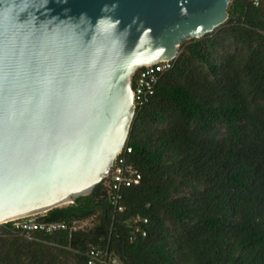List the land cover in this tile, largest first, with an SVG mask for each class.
<instances>
[{"label": "trees", "instance_id": "16d2710c", "mask_svg": "<svg viewBox=\"0 0 264 264\" xmlns=\"http://www.w3.org/2000/svg\"><path fill=\"white\" fill-rule=\"evenodd\" d=\"M227 22L180 46L137 106L125 161L141 178L110 205L107 181L41 223L89 230L30 238L0 226V264H264V0H233Z\"/></svg>", "mask_w": 264, "mask_h": 264}, {"label": "water", "instance_id": "95a60500", "mask_svg": "<svg viewBox=\"0 0 264 264\" xmlns=\"http://www.w3.org/2000/svg\"><path fill=\"white\" fill-rule=\"evenodd\" d=\"M232 1L121 0V28L133 17L141 23L118 43L101 34L95 56L56 64L44 54L0 56V226L91 195L126 146L135 72L174 61L182 44L214 33ZM101 2L67 6L95 19Z\"/></svg>", "mask_w": 264, "mask_h": 264}, {"label": "clouds", "instance_id": "9594fccd", "mask_svg": "<svg viewBox=\"0 0 264 264\" xmlns=\"http://www.w3.org/2000/svg\"><path fill=\"white\" fill-rule=\"evenodd\" d=\"M70 0H0V56L20 59L44 54L49 62L95 56L96 41L103 34L118 43L139 21L133 17L121 28L118 15L121 0H102L95 19L87 11L72 14ZM59 9V11H57ZM107 31L101 33V26ZM101 61L107 58L100 53ZM114 70L120 71L118 60Z\"/></svg>", "mask_w": 264, "mask_h": 264}, {"label": "built area", "instance_id": "2783aa9c", "mask_svg": "<svg viewBox=\"0 0 264 264\" xmlns=\"http://www.w3.org/2000/svg\"><path fill=\"white\" fill-rule=\"evenodd\" d=\"M251 2L257 4L258 0H251ZM174 61L159 62L154 65L140 68L135 72L132 77L133 101L135 108L146 103L154 95L155 88L159 83L161 76L173 68ZM130 152V149H123V151L117 156L110 173L104 179L107 181L106 184L110 193V205L115 213H122L124 211L122 205L123 189L131 187L141 178L140 174H138L134 168L125 161V155ZM8 223L12 225L14 230L25 234L27 238H30L35 233L50 235L60 231H83L77 227L79 222L73 223L72 226L68 228L64 223H41L37 220V216L16 219ZM87 257V264H121L119 259L109 252L107 248L92 247L90 248Z\"/></svg>", "mask_w": 264, "mask_h": 264}, {"label": "rangeland", "instance_id": "374dc122", "mask_svg": "<svg viewBox=\"0 0 264 264\" xmlns=\"http://www.w3.org/2000/svg\"><path fill=\"white\" fill-rule=\"evenodd\" d=\"M94 219H89L86 221L79 222L77 224V227H79L81 230H89L94 225Z\"/></svg>", "mask_w": 264, "mask_h": 264}]
</instances>
